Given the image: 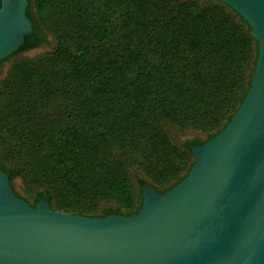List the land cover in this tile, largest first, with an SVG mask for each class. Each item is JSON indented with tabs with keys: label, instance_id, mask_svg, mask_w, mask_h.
<instances>
[{
	"label": "trees",
	"instance_id": "obj_1",
	"mask_svg": "<svg viewBox=\"0 0 264 264\" xmlns=\"http://www.w3.org/2000/svg\"><path fill=\"white\" fill-rule=\"evenodd\" d=\"M48 3L65 14L69 32L22 62L32 80L0 90L1 167L12 189L17 176L36 188L33 205L44 199L87 215L109 197L122 213L134 200L132 166L167 179L190 145L205 142L179 146L169 128L217 133L231 119L249 88L257 42L218 0H37ZM27 15L33 31L8 57L46 38L30 4Z\"/></svg>",
	"mask_w": 264,
	"mask_h": 264
},
{
	"label": "water",
	"instance_id": "obj_2",
	"mask_svg": "<svg viewBox=\"0 0 264 264\" xmlns=\"http://www.w3.org/2000/svg\"><path fill=\"white\" fill-rule=\"evenodd\" d=\"M218 1L247 21L257 60L231 119L190 145L188 173L164 192L142 184L137 212L87 216L31 205L0 163V264H264V0ZM9 3L0 0V63L33 31L19 0L23 26L2 40Z\"/></svg>",
	"mask_w": 264,
	"mask_h": 264
},
{
	"label": "rangeland",
	"instance_id": "obj_3",
	"mask_svg": "<svg viewBox=\"0 0 264 264\" xmlns=\"http://www.w3.org/2000/svg\"><path fill=\"white\" fill-rule=\"evenodd\" d=\"M30 4V10L34 18L37 20L38 23L43 25V29L47 38V42L45 45H42L41 51L30 54L29 52H26L27 50L18 52L16 54L11 55L10 57L6 58L4 61L0 63V90L4 87H11L13 85H16L19 81L29 82L30 78L25 76L24 74V68L26 61H34V60H28V59H35L38 55H45L46 53L52 51V49L55 47L56 41L58 38L65 36L66 31H68L69 26L65 24L64 16L65 14L58 9H54L52 5L49 3L44 7H38L37 0H28ZM201 1V0H200ZM207 2L208 0H204ZM64 20V21H63ZM26 52V53H25ZM40 58V57H39ZM24 60V61H23ZM55 68L56 65H55ZM58 69V68H57ZM21 71V77L13 76V73ZM6 110V99L0 95V118L3 112ZM169 139L171 142L183 146L190 140H193L195 138H198L201 141H207L208 137L211 134H216V131L213 132H202L198 131L196 129H185V130H178V129H170L169 128ZM207 139V140H206ZM15 145L16 150H20L21 143L19 141H13ZM2 153V145L0 140V156ZM137 155L143 156L140 152H135ZM144 158V157H143ZM195 162V157L193 153H188L186 160L181 165L179 171L177 173L169 178H156L153 177L147 168L141 165L137 167V165L132 166L129 169V175L131 177V180L133 182V189H134V200L133 204L130 208H124L120 207V212L118 214L125 215L127 212H137L141 206L142 203V191H141V184L139 181L143 180L146 182V184L152 185L154 188H156L160 192H164L165 190L172 187V185L176 184L177 180L181 177H184L185 174L188 173L189 169ZM174 183V184H173ZM13 189L16 192V195L26 200L28 203L33 205L34 203V192L36 188H33L32 184H27L26 180L22 178V176H17L13 180ZM36 204V203H35ZM117 203L110 199L109 197L101 198L100 201H98L97 204L91 205L84 214H87V216H102L101 213L105 211L106 208L112 207L113 209L117 208ZM50 207L52 209L62 210L64 212L69 213H78L79 208H65L64 206L61 208L56 203L50 204ZM137 210V211H135ZM115 213V212H113ZM80 214V213H78Z\"/></svg>",
	"mask_w": 264,
	"mask_h": 264
},
{
	"label": "bare ground",
	"instance_id": "obj_4",
	"mask_svg": "<svg viewBox=\"0 0 264 264\" xmlns=\"http://www.w3.org/2000/svg\"><path fill=\"white\" fill-rule=\"evenodd\" d=\"M18 3L19 0H10L9 10H8V25L5 31L2 34H5L2 40L11 39L20 27L23 26L22 22L18 19ZM3 24H6V20H4ZM10 37V38H9Z\"/></svg>",
	"mask_w": 264,
	"mask_h": 264
},
{
	"label": "flooded vegetation",
	"instance_id": "obj_5",
	"mask_svg": "<svg viewBox=\"0 0 264 264\" xmlns=\"http://www.w3.org/2000/svg\"><path fill=\"white\" fill-rule=\"evenodd\" d=\"M46 42H47V38H45L44 40H40V41H38V42L35 44V46H33V47L45 45ZM33 47H31V48H33ZM29 49H30V48H29ZM26 50H28V49H26ZM113 212H115V213H119V212H118L117 210H115V209H113ZM101 215H104V212L101 213Z\"/></svg>",
	"mask_w": 264,
	"mask_h": 264
}]
</instances>
